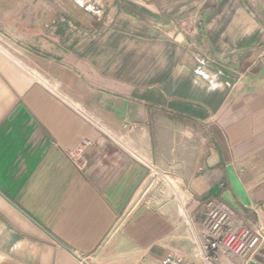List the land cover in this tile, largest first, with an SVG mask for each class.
Here are the masks:
<instances>
[{"label":"crops","instance_id":"1","mask_svg":"<svg viewBox=\"0 0 264 264\" xmlns=\"http://www.w3.org/2000/svg\"><path fill=\"white\" fill-rule=\"evenodd\" d=\"M211 205L264 235V0H0V264H200Z\"/></svg>","mask_w":264,"mask_h":264},{"label":"built area","instance_id":"2","mask_svg":"<svg viewBox=\"0 0 264 264\" xmlns=\"http://www.w3.org/2000/svg\"><path fill=\"white\" fill-rule=\"evenodd\" d=\"M209 235L199 244L202 262L213 264L215 252L223 246L227 254H241L253 256L264 239L261 228H234L231 211L227 207L211 205L205 218ZM159 264H191L176 254H168Z\"/></svg>","mask_w":264,"mask_h":264}]
</instances>
